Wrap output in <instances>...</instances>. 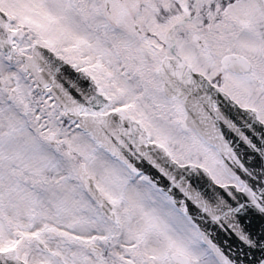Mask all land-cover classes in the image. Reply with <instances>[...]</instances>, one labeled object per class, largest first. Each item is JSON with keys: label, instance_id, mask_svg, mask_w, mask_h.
Returning <instances> with one entry per match:
<instances>
[{"label": "snow or ice", "instance_id": "6c2138e0", "mask_svg": "<svg viewBox=\"0 0 264 264\" xmlns=\"http://www.w3.org/2000/svg\"><path fill=\"white\" fill-rule=\"evenodd\" d=\"M0 264H264V0H0Z\"/></svg>", "mask_w": 264, "mask_h": 264}]
</instances>
